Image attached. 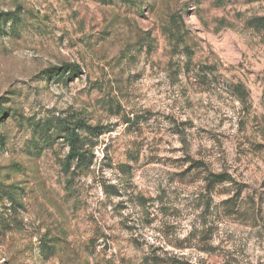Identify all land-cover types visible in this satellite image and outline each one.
Segmentation results:
<instances>
[{
    "label": "rangeland",
    "instance_id": "1",
    "mask_svg": "<svg viewBox=\"0 0 264 264\" xmlns=\"http://www.w3.org/2000/svg\"><path fill=\"white\" fill-rule=\"evenodd\" d=\"M258 18L264 0H0V264H264ZM81 122L90 167L68 161Z\"/></svg>",
    "mask_w": 264,
    "mask_h": 264
},
{
    "label": "trees",
    "instance_id": "2",
    "mask_svg": "<svg viewBox=\"0 0 264 264\" xmlns=\"http://www.w3.org/2000/svg\"><path fill=\"white\" fill-rule=\"evenodd\" d=\"M251 2L259 1V0H250ZM255 24L258 28H264V18H258L255 20ZM66 68H69L71 72H80L79 69H76V67L72 66H66ZM58 70H61L58 69ZM60 75V74H59ZM64 133L67 134V141L70 147V153L68 156V161L71 163L76 162V164L80 167H90L93 164L92 156L89 157L87 151L84 150L83 147V139L79 132L84 131L87 128V126L81 122L77 123L75 127H66L64 126ZM78 130V132H77Z\"/></svg>",
    "mask_w": 264,
    "mask_h": 264
}]
</instances>
